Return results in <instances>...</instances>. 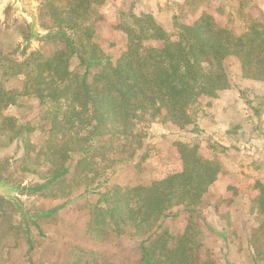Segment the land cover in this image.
I'll list each match as a JSON object with an SVG mask.
<instances>
[{
    "label": "trees",
    "instance_id": "1",
    "mask_svg": "<svg viewBox=\"0 0 264 264\" xmlns=\"http://www.w3.org/2000/svg\"><path fill=\"white\" fill-rule=\"evenodd\" d=\"M106 1L47 0L45 24L74 31L73 43L55 37L51 41L59 40L53 50H37L16 62L13 73L25 75L24 85L0 89V104L6 108L22 96H34L41 105L35 121L17 130L25 137L24 160L51 181L45 195L66 197L82 190L86 197L95 196L86 198L91 238H128L138 255L133 264H217L204 239L208 227L200 208L222 169L216 158L200 152L198 138L210 147H227L200 126L199 112L230 86L226 62L231 58L240 63L244 78L264 80V11L257 0H239L227 13L223 7L213 12L203 6L192 21L178 11L169 31L145 1L133 0L137 3L119 10L115 28L127 42L114 55L96 40L102 19L98 7ZM216 13H226L227 22L220 23ZM74 57L78 68L71 65ZM247 102L260 114L253 100ZM158 122L189 133L175 142L182 168L146 184L110 185L115 167L134 160ZM254 188L259 190L256 211L262 228L264 178ZM178 208L189 220L183 231L175 232L164 222ZM221 230L230 242L229 228ZM252 234L248 240L255 259H264Z\"/></svg>",
    "mask_w": 264,
    "mask_h": 264
},
{
    "label": "rangeland",
    "instance_id": "2",
    "mask_svg": "<svg viewBox=\"0 0 264 264\" xmlns=\"http://www.w3.org/2000/svg\"><path fill=\"white\" fill-rule=\"evenodd\" d=\"M132 2L135 1L108 0L98 7L102 19L96 40L108 53L117 55L126 45V37L115 25L120 19L119 10ZM164 2L165 12L161 7L154 11L160 10V16L156 18L169 31L173 30V16L178 11L188 15L185 21H192L203 6L213 12L223 7L227 13L239 4V0ZM255 4L264 11V0H257ZM45 7L41 9V21L46 28L54 27L45 24ZM147 7H152L150 2H147ZM224 14L216 13L222 24L227 22ZM27 33L22 23L10 28L0 26V89L23 87L25 75L13 73L16 62H22L37 50H53L59 40H49L25 57L12 54L17 39ZM73 35L75 38L76 33ZM78 63V58L74 57L71 65L78 68ZM226 67L230 86L219 92L211 103L202 106L199 112L200 126L213 140L227 147L225 150L210 147L206 140L198 138L200 152L208 158H216L222 169L200 208L204 226L208 227L205 228L204 239L212 248L217 264H264V259H255V249L248 240L253 233L258 237V247L264 252V226L259 227L262 220L256 211L259 190L254 188L256 181L264 178V80L244 78L241 65L235 58L229 59ZM243 91H246L244 95ZM247 99L253 100L254 105L260 108V114H255ZM40 106L34 96H22L6 108L0 104V158L20 149L22 156L17 159L18 171L43 182L46 177L32 171L35 168L32 162H25V137L17 133L21 124L35 121ZM257 121H260V127H257ZM183 134L189 135L170 122L152 124L142 149L134 160L115 167L109 184H146L169 171L180 170L182 161L175 142ZM32 139L37 141L38 135L33 134ZM50 185L26 201L30 212L46 213L30 222L29 230L20 216H12L0 225V264H107L110 260L113 264H123L125 259L127 264H133L138 261L135 246L128 238L96 240L87 235L91 209L86 198L94 200L95 196L86 197L82 190H76L66 197H51L44 194ZM188 220L185 210L174 209L164 227L175 232L183 231ZM225 226L229 228L230 242L223 238L221 229ZM81 248L87 252L81 253ZM99 256L103 258L98 260Z\"/></svg>",
    "mask_w": 264,
    "mask_h": 264
},
{
    "label": "water",
    "instance_id": "3",
    "mask_svg": "<svg viewBox=\"0 0 264 264\" xmlns=\"http://www.w3.org/2000/svg\"><path fill=\"white\" fill-rule=\"evenodd\" d=\"M46 2L47 0H0V26L10 28L22 23L28 32L17 39L12 54L25 57L37 46L55 37L73 43L74 31L64 27H44L41 9ZM16 150L13 154L0 158V225L12 216H20L29 230L30 222L46 213L30 212L26 201L41 193L51 181L39 182L33 177L22 175L17 168V159L22 156L21 150Z\"/></svg>",
    "mask_w": 264,
    "mask_h": 264
},
{
    "label": "crops",
    "instance_id": "4",
    "mask_svg": "<svg viewBox=\"0 0 264 264\" xmlns=\"http://www.w3.org/2000/svg\"><path fill=\"white\" fill-rule=\"evenodd\" d=\"M147 2H150L151 3V5H152V9H153V11L154 10H157V9H160L159 7H161V9L163 10V12H165L164 11V3H166V2H164V0H146L145 1V3L147 4ZM154 13H155V16H160V10L159 11H154Z\"/></svg>",
    "mask_w": 264,
    "mask_h": 264
}]
</instances>
